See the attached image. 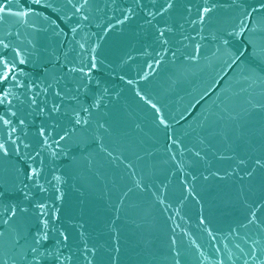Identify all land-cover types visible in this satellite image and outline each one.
<instances>
[{
  "label": "water",
  "instance_id": "1",
  "mask_svg": "<svg viewBox=\"0 0 264 264\" xmlns=\"http://www.w3.org/2000/svg\"><path fill=\"white\" fill-rule=\"evenodd\" d=\"M0 145V264H264V0H0Z\"/></svg>",
  "mask_w": 264,
  "mask_h": 264
},
{
  "label": "snow or ice",
  "instance_id": "2",
  "mask_svg": "<svg viewBox=\"0 0 264 264\" xmlns=\"http://www.w3.org/2000/svg\"><path fill=\"white\" fill-rule=\"evenodd\" d=\"M206 11H207V10H206ZM93 66H94V65H93ZM2 78H5V79H6L7 77L5 76V77H2ZM56 110H58V109H56ZM77 123H79V120H77ZM0 150H3V145H0ZM12 214H13V215L15 214L14 211H13Z\"/></svg>",
  "mask_w": 264,
  "mask_h": 264
}]
</instances>
